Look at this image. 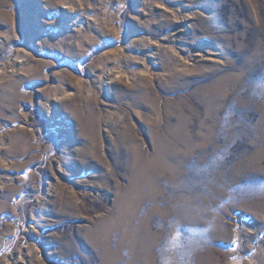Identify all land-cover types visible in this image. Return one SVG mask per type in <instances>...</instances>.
<instances>
[{
	"label": "rangeland",
	"instance_id": "1",
	"mask_svg": "<svg viewBox=\"0 0 264 264\" xmlns=\"http://www.w3.org/2000/svg\"><path fill=\"white\" fill-rule=\"evenodd\" d=\"M0 264H264V0H0Z\"/></svg>",
	"mask_w": 264,
	"mask_h": 264
}]
</instances>
